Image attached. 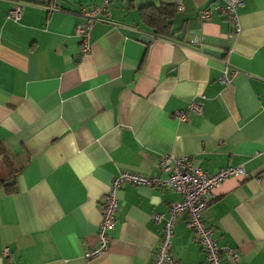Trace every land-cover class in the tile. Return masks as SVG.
<instances>
[{
	"label": "crops",
	"instance_id": "1",
	"mask_svg": "<svg viewBox=\"0 0 264 264\" xmlns=\"http://www.w3.org/2000/svg\"><path fill=\"white\" fill-rule=\"evenodd\" d=\"M28 1L14 19L13 0H0V264L152 262L165 232L155 215L167 220L183 198L132 183L108 249L85 255L100 245L113 178L166 177L165 155L210 173L244 168L212 189L204 217L221 246L239 250L237 264H264V0H242L238 34L226 11L204 18L214 0H111L82 60L80 11L104 0ZM148 5L174 10L166 34L143 18ZM169 253L206 261L186 215Z\"/></svg>",
	"mask_w": 264,
	"mask_h": 264
},
{
	"label": "built area",
	"instance_id": "2",
	"mask_svg": "<svg viewBox=\"0 0 264 264\" xmlns=\"http://www.w3.org/2000/svg\"><path fill=\"white\" fill-rule=\"evenodd\" d=\"M52 0H34L38 5H42ZM111 0H104L101 6L95 8L84 7L80 11V16L84 22L78 25L77 30L81 39V60L91 51V32L94 24L101 20V13L109 7ZM28 0H13L9 17L19 19L25 4ZM242 0H214L212 4L203 10L204 18H208L211 9L226 11L233 23V34H238L241 30L239 9L242 6ZM179 9H183L182 5ZM196 43L201 44L202 40L196 39ZM222 80L230 83L231 80L225 74ZM190 108L195 112L202 114L201 103L191 102ZM179 119L186 120L187 115L178 111ZM160 168L167 173L166 177L146 176L132 172H122L113 178L109 185L106 195V202L102 205V221L99 227L98 248L86 253L85 257L90 259L108 249L111 236L110 232L117 224V211L119 208V192L125 183H132L139 186L160 187L171 189L182 195V200L174 201L170 204V217L164 220L163 215L156 214L155 219L163 222L165 227L164 237L155 251V258L148 264H178L170 255L169 248L173 237V227L178 219L187 216V225L195 233L196 239L202 246L206 261L202 264H237L241 260L240 252L237 248L221 246L214 237V230L207 224L204 212L211 204L212 189L221 185L229 177L246 174L242 166L226 167L215 173L203 170L189 157H175L165 155L160 161ZM4 252H9L6 247Z\"/></svg>",
	"mask_w": 264,
	"mask_h": 264
},
{
	"label": "trees",
	"instance_id": "3",
	"mask_svg": "<svg viewBox=\"0 0 264 264\" xmlns=\"http://www.w3.org/2000/svg\"><path fill=\"white\" fill-rule=\"evenodd\" d=\"M143 18L154 27L156 33L166 34L170 30V18L174 14V10L168 7L148 5L141 9ZM0 183L5 181L0 180Z\"/></svg>",
	"mask_w": 264,
	"mask_h": 264
},
{
	"label": "water",
	"instance_id": "4",
	"mask_svg": "<svg viewBox=\"0 0 264 264\" xmlns=\"http://www.w3.org/2000/svg\"><path fill=\"white\" fill-rule=\"evenodd\" d=\"M205 51L208 53H211L213 55H220V53L218 51H215V50L210 49V48H206Z\"/></svg>",
	"mask_w": 264,
	"mask_h": 264
}]
</instances>
